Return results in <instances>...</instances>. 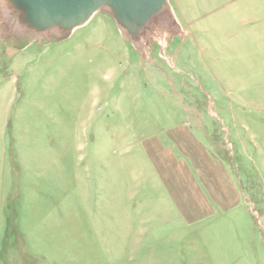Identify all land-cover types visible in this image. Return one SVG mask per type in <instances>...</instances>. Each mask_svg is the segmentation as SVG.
Listing matches in <instances>:
<instances>
[{
	"label": "rangeland",
	"instance_id": "obj_1",
	"mask_svg": "<svg viewBox=\"0 0 264 264\" xmlns=\"http://www.w3.org/2000/svg\"><path fill=\"white\" fill-rule=\"evenodd\" d=\"M170 4L137 47L0 15V264H264V0Z\"/></svg>",
	"mask_w": 264,
	"mask_h": 264
},
{
	"label": "water",
	"instance_id": "obj_2",
	"mask_svg": "<svg viewBox=\"0 0 264 264\" xmlns=\"http://www.w3.org/2000/svg\"><path fill=\"white\" fill-rule=\"evenodd\" d=\"M101 12L111 15L134 47L160 37L156 29L175 19L170 0H0L5 25L13 30L18 24L28 40L48 34L64 39Z\"/></svg>",
	"mask_w": 264,
	"mask_h": 264
},
{
	"label": "bare ground",
	"instance_id": "obj_3",
	"mask_svg": "<svg viewBox=\"0 0 264 264\" xmlns=\"http://www.w3.org/2000/svg\"><path fill=\"white\" fill-rule=\"evenodd\" d=\"M170 5H171V4H170ZM171 8H172V6H171ZM173 9H174V8H173ZM173 9H172V10H173ZM173 13H174V11H173ZM174 16H175V14H174ZM16 26H17L18 29H20L19 26H18V24H17ZM160 28H161L162 30H164L162 27H160ZM20 30H21V29H20ZM156 30H157V29H156ZM164 31H165V30H164ZM21 32H22V30H21ZM22 33L25 34V35H27V37H28L27 40H28L29 37H30V35L26 34L25 32H22ZM156 34H158L157 36L160 35V37H162V38L164 37V36H161V34L159 33L158 30L156 31ZM51 35H55V34H51ZM45 36H47V35H45ZM55 36H56V35H55Z\"/></svg>",
	"mask_w": 264,
	"mask_h": 264
},
{
	"label": "crops",
	"instance_id": "obj_4",
	"mask_svg": "<svg viewBox=\"0 0 264 264\" xmlns=\"http://www.w3.org/2000/svg\"><path fill=\"white\" fill-rule=\"evenodd\" d=\"M237 195H238V197L240 198V194L238 193V190H237Z\"/></svg>",
	"mask_w": 264,
	"mask_h": 264
}]
</instances>
